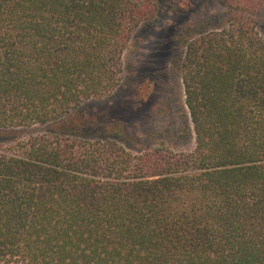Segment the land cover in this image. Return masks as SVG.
<instances>
[{"label":"trees","instance_id":"16d2710c","mask_svg":"<svg viewBox=\"0 0 264 264\" xmlns=\"http://www.w3.org/2000/svg\"><path fill=\"white\" fill-rule=\"evenodd\" d=\"M228 25L185 44L187 153L132 155L72 114L120 84L156 0H0V264H264V38ZM251 6H254L253 4Z\"/></svg>","mask_w":264,"mask_h":264},{"label":"rangeland","instance_id":"374dc122","mask_svg":"<svg viewBox=\"0 0 264 264\" xmlns=\"http://www.w3.org/2000/svg\"><path fill=\"white\" fill-rule=\"evenodd\" d=\"M156 1V18L135 31L122 55L119 86L86 102L70 117L90 139L114 140L132 155L180 154L193 149L179 65L186 42L228 25L222 0ZM247 6L245 14L264 38V0ZM36 132L47 129L0 132V152Z\"/></svg>","mask_w":264,"mask_h":264}]
</instances>
